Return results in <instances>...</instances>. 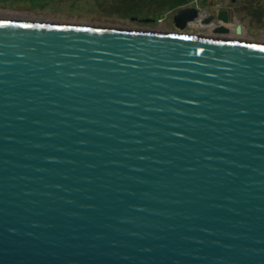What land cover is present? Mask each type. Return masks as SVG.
<instances>
[{"label": "water", "instance_id": "95a60500", "mask_svg": "<svg viewBox=\"0 0 264 264\" xmlns=\"http://www.w3.org/2000/svg\"><path fill=\"white\" fill-rule=\"evenodd\" d=\"M198 15L0 19V264H264V43Z\"/></svg>", "mask_w": 264, "mask_h": 264}, {"label": "rangeland", "instance_id": "374dc122", "mask_svg": "<svg viewBox=\"0 0 264 264\" xmlns=\"http://www.w3.org/2000/svg\"><path fill=\"white\" fill-rule=\"evenodd\" d=\"M191 0L189 5L199 6L200 13L212 12L227 6H236L234 16L226 30L206 26L194 27V35L225 40L264 43V0ZM109 0H0V19L41 23L92 25L107 28L174 32L171 10L161 23L145 22L114 12ZM233 12V11H232ZM204 18V17H202ZM231 32L228 31L229 25Z\"/></svg>", "mask_w": 264, "mask_h": 264}, {"label": "trees", "instance_id": "16d2710c", "mask_svg": "<svg viewBox=\"0 0 264 264\" xmlns=\"http://www.w3.org/2000/svg\"><path fill=\"white\" fill-rule=\"evenodd\" d=\"M110 8L134 19L149 17L154 21L162 14L189 5L191 0H109Z\"/></svg>", "mask_w": 264, "mask_h": 264}, {"label": "flooded vegetation", "instance_id": "af4514ba", "mask_svg": "<svg viewBox=\"0 0 264 264\" xmlns=\"http://www.w3.org/2000/svg\"><path fill=\"white\" fill-rule=\"evenodd\" d=\"M232 1H234V0H232ZM231 1V2H232ZM197 6V5H196ZM198 7V9H199V6H197ZM236 6H232V5H229V6H227V11H228V22L227 23H225V24H223V23H221L217 18H216V13H217V10H213L212 12H209V13H201V14H199L197 17H199V20H198V23H196V21H195V23L198 25V26H204L202 23H201V19L204 21V19L205 18H207L210 14H213L214 15V17H213V19L211 20V21H209V22H205V23H210L211 22V27H213V28H217L218 26H221V25H223V26H225L226 28H227V24L229 23V21L233 18V16H234V14H232V13H234V8H235ZM200 11V10H199ZM233 11V12H232ZM202 17H204V18H202ZM139 20H141V18H139ZM206 26H209L210 27V24H207ZM231 26H233V24H230L229 25V28L228 29H230V27ZM229 31V30H228Z\"/></svg>", "mask_w": 264, "mask_h": 264}, {"label": "built area", "instance_id": "2783aa9c", "mask_svg": "<svg viewBox=\"0 0 264 264\" xmlns=\"http://www.w3.org/2000/svg\"><path fill=\"white\" fill-rule=\"evenodd\" d=\"M169 12H170V11H168V12L162 14L161 16H159V17L157 18L156 22H158V23L160 22V23H161V21L164 19V17L168 16V13H169ZM203 13H206V12H202V14H203ZM199 14H201L200 11H199ZM208 24L211 25V22L208 23ZM206 25H207V24H206ZM196 26H197V24L195 23V19H193V20H189V21L186 23V26H185L183 29H181V31H182V32H189V33H192L194 27H196Z\"/></svg>", "mask_w": 264, "mask_h": 264}, {"label": "bare ground", "instance_id": "6f19581e", "mask_svg": "<svg viewBox=\"0 0 264 264\" xmlns=\"http://www.w3.org/2000/svg\"><path fill=\"white\" fill-rule=\"evenodd\" d=\"M198 20H199V17H197V18L195 19L196 23H198ZM229 31L231 32V29H229Z\"/></svg>", "mask_w": 264, "mask_h": 264}, {"label": "snow or ice", "instance_id": "6c2138e0", "mask_svg": "<svg viewBox=\"0 0 264 264\" xmlns=\"http://www.w3.org/2000/svg\"><path fill=\"white\" fill-rule=\"evenodd\" d=\"M5 22H7V21H5ZM254 47H257V45H253Z\"/></svg>", "mask_w": 264, "mask_h": 264}]
</instances>
